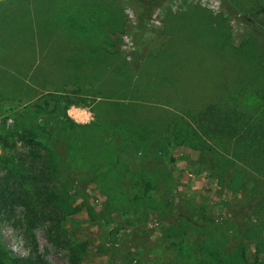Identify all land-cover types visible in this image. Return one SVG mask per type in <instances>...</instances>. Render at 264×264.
Listing matches in <instances>:
<instances>
[{
	"label": "rangeland",
	"instance_id": "obj_1",
	"mask_svg": "<svg viewBox=\"0 0 264 264\" xmlns=\"http://www.w3.org/2000/svg\"><path fill=\"white\" fill-rule=\"evenodd\" d=\"M11 1L0 0V133L10 134L11 146L10 151H2L0 146V177L4 180L24 164L27 148L43 154L39 149L44 146L47 131L60 138L64 116L90 127L70 128L77 140L87 138L96 129L100 139L112 141L115 137L111 129L97 124V113L106 114L111 101L135 102L151 107L146 110L153 117L172 115L174 121L177 117L200 134L191 116L203 105L243 112L250 101L237 100V94L258 83L264 85L261 75L250 73L246 59H238V50L250 43L264 59V40L252 30L263 24L259 7L264 0H156L157 7L146 11L143 29L136 0H108L107 5L115 6L122 21L110 35L117 55L114 64H127L136 83L131 87L141 94L135 99L130 86L128 93H120L111 84L101 93L89 81L81 84L52 73L59 66L73 67L82 62L78 48L58 41L50 33V25L65 12V7L75 4L73 0H41L34 6L28 0L23 2V8ZM188 12H192L190 18L176 26ZM200 20H210L214 27L221 23L227 26L225 35L232 47L227 60L220 54L228 49L226 43L211 25ZM32 27L40 31L41 39L36 33L30 34ZM193 40L205 46L200 51L202 55L212 57L210 69L204 71L194 50L182 45L192 44ZM18 42L20 45H15ZM41 62L52 65L47 72L50 80L40 79ZM167 71H174V80L159 81ZM198 72L206 76V81L192 80ZM15 80L18 85L13 83ZM77 88L81 89L79 93H73ZM15 90L19 95L13 93ZM44 94H54L62 101H49L45 115L33 121L29 107L42 102ZM165 95H170L169 101L164 100ZM66 98L77 103L69 105ZM129 118L134 127L140 121ZM93 124L96 126L91 128ZM24 128H29L31 135L26 139L32 142L30 145L17 137L16 132L22 133ZM203 140L204 144L196 140L174 141L162 151L150 145L136 154L125 152V162L117 163L118 174L93 179L85 199L77 198L68 189V210L60 234L66 241L50 242L43 228L37 226L32 234L39 252L48 264H219L210 250L219 254L220 264H234L231 261L241 253L246 263L264 264V248L259 245L264 237V204L258 214L246 206L258 198L264 202V169L254 168L250 148L243 149V145L233 142L226 150L228 145L223 146L219 140ZM117 143L121 144L119 140ZM76 152L71 157L74 172L92 176V170ZM136 170L154 176L151 199L142 203L133 202L141 185L135 186L142 183L136 173L132 176ZM106 183L114 188L109 196L103 186ZM111 195L114 199L109 198ZM13 211L17 216L23 208L14 203ZM178 211L190 220L178 217ZM134 226L140 233L137 238L132 232ZM0 238L14 254L26 255L24 236L13 222L0 226Z\"/></svg>",
	"mask_w": 264,
	"mask_h": 264
},
{
	"label": "trees",
	"instance_id": "obj_2",
	"mask_svg": "<svg viewBox=\"0 0 264 264\" xmlns=\"http://www.w3.org/2000/svg\"><path fill=\"white\" fill-rule=\"evenodd\" d=\"M27 1L13 0L11 3L23 8V2ZM30 1H33L32 6H34L41 0ZM73 1L75 4L65 7V12H62L59 19L50 25V33L58 41H64L66 44H70L75 50L78 48L82 62H79L78 65L73 67L68 66L66 68L64 65L59 66L63 67V69L55 67L57 70L52 73L58 74L57 76L59 78L66 77L79 83L89 81L93 86L96 84L94 88L96 90L99 89L101 93H105L108 89L107 85L110 86L111 84L112 88H117L120 93H126V91L128 93L130 91L128 87H134L136 83L133 82L132 76L130 77L131 71L127 67V64L115 66L114 59L117 58V55L112 50L113 43L110 38L111 33L117 30L122 24L120 16L117 15V9L113 5L108 6V0ZM157 5L158 2L156 3V0L135 1V6L140 10L138 21L142 29L146 22V11L152 10ZM259 8L261 9L259 13L263 16V24L258 25L257 28H252V30H255L256 34L264 40V5ZM191 13L188 12L185 17L179 19L176 26H180V23L183 25L186 19L190 18ZM198 22L211 25L215 29L217 37L226 43L228 49L220 54H223V57L227 60L230 52H232V47L226 36L227 32L224 30L227 26L221 23L214 27L213 22L210 20H200ZM35 33L40 39L42 38L40 31L32 27L30 34L35 36ZM183 33L182 31L181 34ZM181 34L178 36L180 37ZM183 44L190 50L191 48L194 50L197 54V56L195 55V59L204 67V71L210 69L208 65L213 62L211 61L212 57H205L200 53L205 47L204 45H200L194 40L192 44ZM15 45H20V43L18 42ZM238 55V59H246V62L249 63V71L251 74L261 75L264 79V59H262L261 54L254 49L251 43L243 44L238 50ZM49 66L52 65L45 62L40 63V79L50 80L49 73H47ZM237 67L243 68L239 65ZM243 69L247 72L245 68ZM203 70L201 71L202 74ZM173 73L174 71H167L160 75L158 80L163 82L173 81ZM184 75L186 76V74ZM193 79L202 82L206 81V76H201L198 72V75L192 76ZM13 83L18 85L19 82L15 80ZM132 87L130 91L131 95H133L132 99H135V97L138 98V95L141 94ZM16 90L13 93L19 95ZM79 90L81 89L77 88L73 93L77 94ZM53 96L54 94H44L42 102H35L29 107L32 108L30 110V115H32L31 120L34 121V118L45 115V108L49 104V101H62L60 97ZM115 96L113 95L111 98L114 99ZM237 96V100L241 102L247 103L246 100L250 101L243 112H237V109L232 107L224 109L223 106L203 105L191 116V119L195 121L199 128L200 134H196L189 123L184 125L177 117V120L174 121L172 119L173 117H171L172 115H166L160 118L153 117L151 112L146 110L151 109V107H144L135 102L127 104L111 101L107 103L108 108L106 109V114L101 112L97 113L99 117V123L97 124H102L107 126L108 129H111V134L115 137V140H112L113 143L112 141H107V139H100L96 129L92 133L90 132L87 138L84 137L83 140L82 138L77 140L73 133L71 134L72 131L70 128L79 130L84 127H90L72 122L64 116L61 120V134L59 139L47 131L45 140H42L44 146L42 149H39L43 151V154H38L33 148H27L25 151L26 161L18 168V171L11 173L9 180H4L0 177V226L5 222H13L14 226L24 236V250L26 251L25 256H18L12 250L8 249L0 238V264H48L47 260L38 250L32 229L41 226L50 242L57 241L58 243L62 242L64 244L66 239L63 240L60 234L62 232L61 224L66 215L65 211L68 210L66 191L71 188L77 198L85 199L87 190L93 179L98 180L102 175L105 178L115 177L118 174L117 163L125 162L126 159L122 156L125 152L136 154L141 148H149L150 145L156 146L155 148H160L162 151L163 148L166 149L168 145L170 146L172 142L179 140H196L200 144H204L203 137H208L219 140L223 146L228 145L225 146L226 150L230 149L228 148L229 144L233 142H237V145L240 146L243 145V149L250 148L254 159V168L257 170L264 169V85L258 83L255 88L249 91L244 90L238 93ZM163 98L169 101L170 95H165ZM66 99L69 105L77 103V101ZM102 104L101 102L100 105ZM16 113H13V115L16 116ZM123 115L127 116L123 117ZM188 116H190L189 113ZM129 117H135V120L138 119L140 121H137L138 124L134 127V121ZM124 118L126 119L122 120ZM91 126V128H94L96 125L93 124ZM27 129L24 128L22 133L16 132V134L20 141L25 142V139L27 141L26 143L30 145L32 142L26 138L30 137L31 134ZM9 140L10 134L0 133V146L2 151H10L11 146L9 145ZM117 140L121 144H118ZM160 141H162V144H160ZM35 142L37 143L36 140ZM159 144L160 146H158ZM75 151H77L76 155L79 153L81 158L88 164V169L92 170V176L83 177V175L74 172L71 157L73 153L75 155ZM134 173H136V176H139L142 183L135 186L138 187L141 185L140 190L133 197V202L138 201L142 203L147 198L151 199L150 191L153 188V174L136 170L132 176ZM103 186L107 190V196L114 190L111 184ZM261 195H263V192H261ZM109 198L112 199L113 196L111 195ZM14 203H17V205L23 208L22 214L15 215L13 211ZM262 204H264L263 199L258 198L250 201L246 206L252 210V213L258 214V211L262 208ZM178 213H180L177 215L178 217L186 218L187 221L190 220L188 216H183L181 211H178ZM242 230L241 228L240 231L242 232ZM132 232L135 238L140 234L137 233V226H134ZM259 245L264 248V237L261 238ZM210 255L220 264L219 254L216 251L210 250ZM132 256L137 257L136 254ZM231 262L234 264H249L246 263L244 254L242 253L237 255L236 260Z\"/></svg>",
	"mask_w": 264,
	"mask_h": 264
}]
</instances>
